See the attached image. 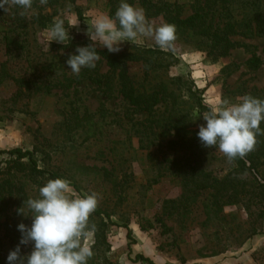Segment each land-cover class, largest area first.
Returning <instances> with one entry per match:
<instances>
[{
  "label": "rangeland",
  "instance_id": "374dc122",
  "mask_svg": "<svg viewBox=\"0 0 264 264\" xmlns=\"http://www.w3.org/2000/svg\"><path fill=\"white\" fill-rule=\"evenodd\" d=\"M166 1L184 4L185 14L191 12V0ZM116 2L119 6L120 0ZM129 2L142 7L138 0ZM259 3L264 13V0ZM14 9L0 10V66L11 75L25 78L50 71V63L56 64L67 55L63 45L70 40H88L86 31L92 19L99 13L109 14L107 0H78L74 6L59 8L53 20L63 19L70 37L64 44L51 41L48 46L51 24L42 26L33 21L36 8L32 7L26 13L27 26L20 47L11 43L15 37L10 43L7 40V36H13L10 29ZM45 11L51 12L49 8ZM148 19L156 25L163 23L160 15ZM77 20L79 23L71 27ZM233 39L239 45L224 57L208 54L203 45L176 39L172 46L176 60L161 75L188 78L193 88L201 90L208 106L220 98L236 103L245 94L264 89V36L236 35ZM134 43L155 46L148 37ZM129 45L124 42L119 52ZM252 54L262 59L256 68L246 64ZM19 89L12 79L0 83V150H34L40 167L77 185V189L72 187L74 195L97 193V207L109 213L111 221L128 225L130 238L123 226L106 224L101 261L105 258L108 264H138L132 260L139 253L154 264H264V192L257 194L259 188H255L257 182L251 176L237 174L247 189L242 201L211 207L209 191L194 188L188 177L184 190L181 179L185 175L179 174V168L189 172L188 166L181 167L187 154L167 149L166 139L159 141L161 136L152 142H140L141 135L131 127L130 116L139 114H133L121 98L105 99L84 84L76 92L57 87L49 94H27ZM72 108L80 115L84 111L93 113L90 124L68 131L63 124ZM191 111L194 128L205 123L198 116L200 112L193 108ZM6 157L0 153V172ZM173 158L175 163L169 161ZM177 161L181 163L179 167ZM233 163L218 148H212L201 168L205 173L223 176L234 172ZM259 175L264 183V164L259 166ZM45 182L41 180L38 186L25 182L29 198L38 197V188ZM183 194L189 196L185 205ZM101 218L92 213L90 226L96 228ZM103 220L106 222L105 217ZM146 221H151L153 227L141 230ZM94 241V231L84 238L91 245Z\"/></svg>",
  "mask_w": 264,
  "mask_h": 264
},
{
  "label": "trees",
  "instance_id": "16d2710c",
  "mask_svg": "<svg viewBox=\"0 0 264 264\" xmlns=\"http://www.w3.org/2000/svg\"><path fill=\"white\" fill-rule=\"evenodd\" d=\"M78 0H48L47 4H40L34 0L35 13L32 20L40 25L53 23V16L57 10L65 5L74 6ZM109 15H113L118 8L116 0H107ZM145 10L146 16L160 15L163 22L172 23L177 29V39L189 40L195 44L203 45L208 54L214 57H224L239 45L233 36L244 37L264 36V13L261 0H191L189 14H185L184 4L169 2L166 0H138ZM49 8L51 12H46ZM20 9L13 10L12 28L13 36H7L8 43L21 45V38L27 22L26 14L21 15ZM25 33V32H24ZM177 41V40H176ZM88 40H70L62 48L68 53L56 64L50 63L52 69L44 74L38 73L35 77L11 75L5 67L0 66V83L5 79H12L19 86V92L23 93H51L52 88L60 87L62 90L72 88L77 91L79 85H88L99 91L105 99L121 98L133 114L132 128L141 135L139 141L152 142L161 136L165 140L167 149L187 154L183 164L188 166L189 172L179 168V174L184 173L181 183L184 190L187 189L186 177L196 189L205 188L209 191L208 196L211 207L234 205L242 201L246 195L244 179L237 176L238 172L251 176L256 183L257 194H263L264 183L260 181L259 166L264 164V133L257 135L254 149L245 157L234 159V172H227L223 176H214L205 173L201 168L204 156L212 151V148L203 147L197 137L198 128L193 125V113L191 109L204 113L210 106L203 102L201 90L193 88L190 80L178 75L176 77L161 74L176 60L174 50H161L156 46H145L138 43H130L129 48L110 53L107 49H99L100 60L93 69L83 68L79 75H74L66 64L70 54L75 53L76 46L88 44ZM244 45V44H243ZM72 51V52H71ZM71 52V53H70ZM262 63V59L252 54L247 60L248 67L256 68ZM77 94V93H76ZM250 95L264 99V89L255 90ZM104 102L100 110H103ZM93 113L84 111L81 115L74 109L66 122L65 128L72 132L78 127L83 128L90 124ZM264 129V122L260 125ZM72 130V131H71ZM158 140V139H157ZM6 154L5 165L0 172V264H6V256L19 242L20 233L17 224L23 222L31 224V217L18 214V209L23 202L29 199L25 188V182L33 185L41 184L49 179L61 177L57 172L42 168L34 158V150L22 148H9L0 150ZM177 158V157H176ZM169 160L175 163V159ZM24 159H27L25 161ZM179 167L181 163L176 162ZM104 172L109 173L104 169ZM201 174V177H199ZM45 182V183H46ZM74 189L77 185L71 183ZM184 204L188 199V194ZM186 204V203H185ZM184 204V205H185ZM26 209L24 208V211ZM186 211V210H185ZM28 213V210L25 211ZM102 217L96 228L94 227L95 241L92 245L93 256L88 264H108L105 258L101 261V246L106 245L105 227L107 223L116 224L126 228V237H131V229L126 223L117 224L110 220V215L105 210L96 208L93 212ZM106 218V222L103 220ZM153 223L146 221L141 230L152 228ZM131 241V240H130ZM22 252L30 251L31 245L21 246ZM134 263L154 264L149 258L137 253Z\"/></svg>",
  "mask_w": 264,
  "mask_h": 264
},
{
  "label": "clouds",
  "instance_id": "9594fccd",
  "mask_svg": "<svg viewBox=\"0 0 264 264\" xmlns=\"http://www.w3.org/2000/svg\"><path fill=\"white\" fill-rule=\"evenodd\" d=\"M33 2L0 0V10L5 12L16 7L21 10V15H25L32 9ZM39 2L45 5L48 0ZM78 23L77 20L71 27ZM48 34V46L51 41L64 44L70 37L61 18L54 19ZM86 35L90 43L76 46L75 53L66 60L74 75H79L83 68L96 67L100 60L98 47L115 53L121 50L124 42L132 44L148 37L161 50H169L177 39V29L168 22L154 24L142 7L129 0H120L113 15L99 13L92 19ZM198 116L205 122L197 132L203 147L218 148L229 161L245 157L254 149L257 135L264 133L260 127L264 122V99L250 94H245L236 103L220 98ZM38 193V197L27 199L17 210L18 214L31 217V224H17L19 242L8 252L6 264H88L93 250L84 238L94 231L89 218L98 206L97 193L74 195L71 182L62 177L49 179L39 186ZM27 245H31L30 251L23 253L21 246Z\"/></svg>",
  "mask_w": 264,
  "mask_h": 264
}]
</instances>
